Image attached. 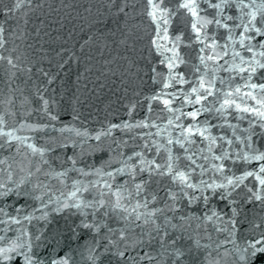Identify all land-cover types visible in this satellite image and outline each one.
Wrapping results in <instances>:
<instances>
[{"label":"snow or ice","instance_id":"obj_1","mask_svg":"<svg viewBox=\"0 0 264 264\" xmlns=\"http://www.w3.org/2000/svg\"><path fill=\"white\" fill-rule=\"evenodd\" d=\"M243 3L244 0H238L236 8H241ZM147 4V14L154 24V34L150 37V52L154 51L159 57L151 68L152 80L158 83L159 87L149 96L148 115L136 119L135 124L151 128L158 123L157 119L152 118L153 101L161 105L155 111L167 113V119L162 122L161 127L155 128L157 136H151L150 132L137 134L142 140L141 147L134 145L135 150L129 149L127 152L121 147L118 153L101 159L100 163L96 164L93 160L92 164L86 165L80 163V159L86 160L88 152L93 155L101 154L104 146L89 147L88 152L81 147L78 151L75 139L65 136L61 141L55 135L37 136L38 131L55 128L59 122L58 115L48 107L54 101H50L42 93L37 92L43 105L40 111H43L52 123L21 120L18 127L28 131L26 134L17 135V129L3 126L4 121L0 118V147L8 150L7 155L0 156V164L4 165L0 168V172L4 174L0 177V197H7L10 193L30 196L35 205L29 207L28 204H15V215L7 214V204L0 207V213H4L6 221L5 233L9 231V223L15 222L19 225L16 235L0 245V262L11 264L12 261L18 260L20 264H42L40 259L32 255V232L27 225L19 224V221L30 222L33 216L46 221L49 212L75 209L81 214L80 224L90 227L97 234L94 244L89 246V259L92 264H97L101 255L107 252L124 257V249L110 247L111 244L118 243L112 238L113 231H118V236L124 238V244H131L133 247L139 244L143 247L145 252L140 255V259L147 258L149 264H154L152 255L166 257L169 252H174L175 255L170 260L166 259L165 264H176V257H183L193 245L181 250L166 248L164 242L173 245L177 239L187 235L182 222L196 215L191 212L189 206L204 207L205 220L224 217L235 226L237 199L245 202L257 200L264 205V148L260 147L264 141V60L257 57L259 53V57L264 58V24L258 27L254 22L256 8L248 5L251 11L247 21L243 19L244 13H240L238 18L244 31L236 35V29L241 25L226 22L229 15L225 9L231 6L230 0H179L177 4H170L168 7H164L161 0H147ZM201 4L213 9L212 15L202 14L206 10L201 8ZM15 7H19L18 2ZM258 7L264 9V0H261ZM11 11V7L3 8L6 14ZM178 14L179 22L184 27L171 34L170 26ZM249 29H254L256 36L246 35ZM3 34L4 27L0 24V40H3ZM245 50L251 55H243ZM8 60L11 63L12 57H8ZM157 65L162 66V70L158 71ZM181 66L184 71H180ZM222 71L230 75H222ZM245 72L247 80L244 83H235L233 77L239 74L243 79ZM254 76L259 83L254 81ZM256 89L261 90L259 95ZM240 95L244 96L243 100L238 98ZM249 98L255 101V104L248 103ZM133 108L135 104L131 105L130 113ZM246 113H251L256 119L246 116ZM233 115L237 122L241 117L249 121L248 136L237 134V124L230 118ZM252 125H258L256 132L252 131ZM121 127L127 129L131 125L127 121L120 124L109 123L105 129L90 132L86 128L75 127L73 122L63 123L59 131L75 133L76 136H95L99 141L102 132ZM159 137L164 138L163 142ZM236 141L245 147H235ZM10 142H16L15 148ZM79 144L83 146L85 141L80 140ZM69 145L73 147L72 153L67 152ZM22 147L23 152L20 151ZM56 149H60V152L57 153ZM233 152L235 154H230ZM17 154L25 159L16 160L14 157ZM53 161H59V167ZM112 163H115L116 167H112ZM253 164L255 166H249ZM238 165H242L243 170H239ZM17 169L20 175H16ZM69 171L75 172L76 178L69 177ZM145 172L146 177L143 176ZM34 173L46 177L43 184L39 180L32 181ZM121 173L124 178L118 180L117 176ZM88 174H92V180L84 178ZM153 176L158 181L163 177L168 178L164 185L166 196L163 198L164 202L159 203L157 196L153 195L151 200L156 202L155 206L148 207L147 187L151 184ZM53 177L57 178L61 185H71L70 189H65L66 194L46 187ZM105 191L113 198H105ZM133 192L136 193L135 197ZM141 192H145L143 200L139 199ZM125 197L133 203L127 204ZM218 201H224L225 207L229 208L232 215H226L225 211L219 210ZM210 203L212 207L209 212L207 205ZM53 204L54 208L49 207ZM240 207H243V204ZM169 208L173 211L187 210L188 216H180L177 220L174 216L164 214ZM25 209L27 215L23 214ZM37 209L41 211L38 212ZM97 209L103 213L102 217L98 216ZM117 209L123 210L122 213ZM89 210L92 213L91 220L88 219ZM110 212L118 220H124L125 224L120 225L112 221ZM133 215L141 222V234L136 239L129 240V233L125 228L129 226L128 218ZM97 219L99 223H96ZM109 223L113 224L112 228L107 227ZM216 223L220 221L216 220ZM101 226H104L103 232ZM130 226L137 227L134 223ZM160 229L164 231L161 232ZM170 229H176V233L168 239ZM41 232L43 229L36 231L37 240L41 239ZM145 232L148 233L147 236L143 235ZM153 232L161 242L158 245L159 251L151 247ZM4 239L6 237L0 235V240ZM103 240H108V243L100 247ZM199 243L197 236L193 244L198 247ZM248 243L252 245L250 255L253 258L256 253L264 252V235ZM127 251L129 255L132 254L131 248ZM239 251L240 249H237V252ZM241 259H245L243 254ZM51 264H69L67 254L56 256ZM183 264L189 262L183 261Z\"/></svg>","mask_w":264,"mask_h":264},{"label":"water","instance_id":"obj_2","mask_svg":"<svg viewBox=\"0 0 264 264\" xmlns=\"http://www.w3.org/2000/svg\"><path fill=\"white\" fill-rule=\"evenodd\" d=\"M19 3V7L15 5ZM179 0H161L164 7L170 4L175 5ZM214 2V0H213ZM238 0H230V7L225 11L229 15L227 23L241 25L236 29V35L242 28V22L238 18L240 13H244V21L248 20V14L251 9L249 4L256 8L257 15L254 22L259 27L264 24V9L258 7L261 0H244L241 8H236ZM4 7H11L10 14L3 12ZM201 8L206 11L202 14L212 15L213 9L207 8L201 4ZM147 0H0V24L4 27L3 40H0V118L3 119L5 127L17 129V135L26 134L27 129L19 128L21 120L37 123H52L40 109L43 107L37 92L42 93L54 103L49 104V110L58 115L59 122L55 128L50 130L38 131L37 136L55 135L58 140L63 141L66 136L69 139L76 140V149H82L88 152L89 147L102 145L101 154L93 155L88 152L87 159H80V163L86 165L96 164L101 159L111 154L119 152L121 147L124 151L142 146V140L138 137L139 132L151 133V136H157L155 128L162 126V122L167 119V113L155 111L161 105L153 101L152 118L157 119L158 123L154 126L145 127L136 125V119H142L148 115V99L159 84L152 80V66L159 58L154 51L150 52V37L154 34V24L147 14ZM183 11V10H181ZM223 18V16L221 17ZM180 21V15L173 18V24L170 26V33L184 27ZM223 31V30H222ZM246 35L256 36L254 29L246 31ZM237 46L239 44L237 42ZM257 47L259 45L257 44ZM243 55L250 56L251 53L244 51ZM8 57H12L9 63ZM264 60V58L259 57ZM239 59V58H237ZM157 70H162V66L157 65ZM184 71V67H180ZM258 71H260L258 69ZM222 75H230L228 72ZM51 78V79H50ZM254 81L259 80L254 76ZM235 83H244L247 80V72L243 79L239 76L233 77ZM179 85H177L178 87ZM259 95L260 89L255 90ZM243 93V89H242ZM239 99L243 100L244 96L240 95ZM248 103L255 104L250 98ZM135 108L129 111L131 105ZM31 109V110H30ZM256 119L251 113H246ZM237 124V134L248 136L247 131L249 121L241 117L237 122L235 116L230 117ZM190 119V118H188ZM127 121L130 128H117L110 132H102L100 140L97 141L95 136L84 137L76 136L75 133L59 130L63 123H73L77 128H86L90 132H97L107 128L109 123L120 124ZM187 122V120H186ZM214 122V121H213ZM258 125H252V131L256 132ZM231 134V130H229ZM128 137V140H123ZM6 139V137H4ZM163 142V137H159ZM80 140L85 144L81 146ZM151 140V137H149ZM39 142V141H38ZM12 143L15 148L16 142ZM235 147H245L239 141L235 142ZM260 147L264 148V141ZM111 148V152H109ZM21 152L24 151L22 147ZM57 153L60 149L55 150ZM67 152L72 153L73 147L69 145ZM8 154V150L0 147V156ZM230 154H235L230 153ZM151 155V153H149ZM16 160L25 159L19 154L14 157ZM59 167V161H53ZM66 166V165H65ZM116 167L115 163L111 164ZM206 166V165H205ZM250 167L255 166L249 165ZM4 167L0 164V168ZM239 170H243L242 165H238ZM107 171V168L104 169ZM0 172V177H3ZM16 175H20L16 170ZM68 176L76 178L73 171H69ZM143 176H147L145 172ZM92 180V174L84 177ZM124 174L117 176L118 180H123ZM46 177L44 175L33 174L32 181L39 180L42 184ZM167 177L160 178L159 181L153 176L151 184L147 187V204L148 207L155 206L156 202L151 200L153 195L157 196L159 203L164 202L166 193L164 185ZM58 192H64L70 189V184L61 185L57 178L53 177L46 185ZM115 187V185H114ZM23 188V186H21ZM48 194L46 193V196ZM105 198L112 199V195L105 191ZM133 196L136 193L133 192ZM145 192H141L139 199L143 200ZM54 200L56 197H52ZM127 204L133 201L125 197ZM7 204V214L15 215V204H28L34 207L33 199L30 196H17L10 193L7 197H0V207ZM243 204V207L240 205ZM236 225L233 226L224 217H213L212 220L203 218L204 207L200 205L189 206L191 212L196 215L183 221V228L187 235L177 239L175 244L169 245L166 242V248H179L181 250L193 245L192 249L185 252L183 257H176V264H183L188 261L189 264H264V252H258L253 258L252 245L249 241H256L258 237L264 235V205L260 201L245 202L237 199ZM49 207L54 208L55 204ZM212 204L207 208L211 211ZM219 210L225 211L226 215H232L229 208L225 207L224 201H218ZM183 208V205H182ZM37 211H41L37 209ZM118 212L123 210L117 209ZM143 211V208L140 209ZM27 215V209L23 212ZM99 217L103 213L97 209ZM164 214L174 216L179 220L180 216H188L187 210H169ZM112 221L124 225V220H118L113 214L109 213ZM81 214L75 209L69 211L64 209L60 212H49V218L40 220L38 216H33L32 220L19 221V224H25L32 232L34 247L32 255L42 261V264H51L56 256L67 254L69 264H92L89 259V246L94 244V237L97 235L90 227L80 224ZM88 219H92L91 210H89ZM129 226L125 231L129 233L128 239L134 240L139 236L141 222L135 219V216L128 218ZM219 220L220 223H216ZM4 213H0V235L6 237L0 240V245L8 242V239L16 235L17 223H9L8 232H4ZM96 223H99L97 219ZM136 224L132 228L130 224ZM108 228L113 224L109 223ZM235 231L233 232V228ZM43 229L41 239H36V231ZM104 226H101V232ZM159 231L163 232L164 229ZM176 233V229H170L168 239ZM230 233H232L230 235ZM143 235L147 236L145 232ZM199 237L200 243L197 247L193 244L196 237ZM233 236L235 238H233ZM153 243L151 247L159 251L158 245L161 243L156 233H152ZM112 238L118 243L111 244L110 247L124 249V257H120L113 252H107L101 255L97 264H149L147 258L140 259L145 249L137 244L133 247L131 244H124V238L118 236V231H113ZM224 241H227L225 243ZM108 243L103 240L100 247ZM131 248L132 254L129 255L127 249ZM237 249H240L237 252ZM99 251V248L97 249ZM55 253V255H53ZM245 259H241V255ZM152 255V253H149ZM174 252H169L166 257L152 255L153 262L159 261L165 264V260L174 257ZM8 264V262H0ZM11 264H20L14 260Z\"/></svg>","mask_w":264,"mask_h":264}]
</instances>
